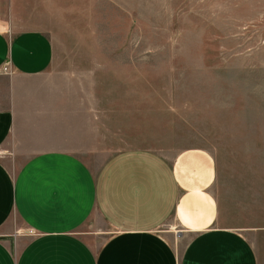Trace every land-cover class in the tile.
<instances>
[{"label": "crops", "instance_id": "1", "mask_svg": "<svg viewBox=\"0 0 264 264\" xmlns=\"http://www.w3.org/2000/svg\"><path fill=\"white\" fill-rule=\"evenodd\" d=\"M20 9L0 0V264H264V166L221 172L198 148L88 163L115 130L57 87L53 42Z\"/></svg>", "mask_w": 264, "mask_h": 264}, {"label": "rangeland", "instance_id": "2", "mask_svg": "<svg viewBox=\"0 0 264 264\" xmlns=\"http://www.w3.org/2000/svg\"><path fill=\"white\" fill-rule=\"evenodd\" d=\"M16 1L20 27L53 42L50 78L115 130L88 163L198 148L221 172L264 166V0Z\"/></svg>", "mask_w": 264, "mask_h": 264}, {"label": "built area", "instance_id": "3", "mask_svg": "<svg viewBox=\"0 0 264 264\" xmlns=\"http://www.w3.org/2000/svg\"><path fill=\"white\" fill-rule=\"evenodd\" d=\"M3 71H4V73H9V64H6Z\"/></svg>", "mask_w": 264, "mask_h": 264}]
</instances>
